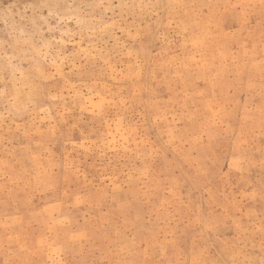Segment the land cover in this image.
Wrapping results in <instances>:
<instances>
[{
    "label": "rangeland",
    "instance_id": "rangeland-1",
    "mask_svg": "<svg viewBox=\"0 0 264 264\" xmlns=\"http://www.w3.org/2000/svg\"><path fill=\"white\" fill-rule=\"evenodd\" d=\"M0 264H264V0H0Z\"/></svg>",
    "mask_w": 264,
    "mask_h": 264
}]
</instances>
